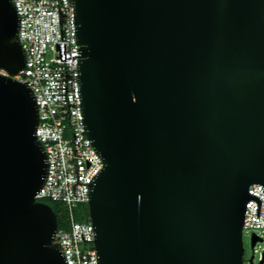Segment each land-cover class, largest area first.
Returning <instances> with one entry per match:
<instances>
[{"label":"water","instance_id":"water-1","mask_svg":"<svg viewBox=\"0 0 264 264\" xmlns=\"http://www.w3.org/2000/svg\"><path fill=\"white\" fill-rule=\"evenodd\" d=\"M72 1L104 164L88 203L99 264H243L249 188L264 186V0ZM18 27L0 0V264H66L36 200L48 163L35 96L13 78Z\"/></svg>","mask_w":264,"mask_h":264},{"label":"built area","instance_id":"built-area-1","mask_svg":"<svg viewBox=\"0 0 264 264\" xmlns=\"http://www.w3.org/2000/svg\"><path fill=\"white\" fill-rule=\"evenodd\" d=\"M12 3L19 16L16 41L24 54V67L13 78L26 84L35 96L39 114L36 136L48 163L36 200L60 204L70 216L69 229H58L52 244L65 263L99 264L90 217L85 223L73 217L78 205H88L92 185L104 167L84 124L73 1ZM0 75L10 77L2 69ZM249 195L252 199L246 204L243 234H264V186L252 185Z\"/></svg>","mask_w":264,"mask_h":264},{"label":"trees","instance_id":"trees-1","mask_svg":"<svg viewBox=\"0 0 264 264\" xmlns=\"http://www.w3.org/2000/svg\"><path fill=\"white\" fill-rule=\"evenodd\" d=\"M45 203H47L56 214L58 221V229L68 230L70 227V216L68 212L60 204L52 203V202H45ZM73 217H74V221L76 222H80V223L87 222L89 218L88 205L86 204L78 205L73 212Z\"/></svg>","mask_w":264,"mask_h":264},{"label":"rangeland","instance_id":"rangeland-1","mask_svg":"<svg viewBox=\"0 0 264 264\" xmlns=\"http://www.w3.org/2000/svg\"><path fill=\"white\" fill-rule=\"evenodd\" d=\"M253 234L257 235L263 240V242H258L255 248L252 247ZM243 242H244V257H243L244 264H260L262 255L264 254V234L244 232ZM252 259H253V263L250 262V260Z\"/></svg>","mask_w":264,"mask_h":264},{"label":"flooded vegetation","instance_id":"flooded-vegetation-1","mask_svg":"<svg viewBox=\"0 0 264 264\" xmlns=\"http://www.w3.org/2000/svg\"><path fill=\"white\" fill-rule=\"evenodd\" d=\"M244 264V263H243Z\"/></svg>","mask_w":264,"mask_h":264}]
</instances>
